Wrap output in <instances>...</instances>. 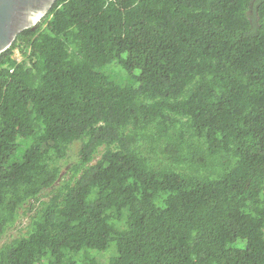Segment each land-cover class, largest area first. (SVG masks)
Masks as SVG:
<instances>
[{"label": "trees", "instance_id": "16d2710c", "mask_svg": "<svg viewBox=\"0 0 264 264\" xmlns=\"http://www.w3.org/2000/svg\"><path fill=\"white\" fill-rule=\"evenodd\" d=\"M0 264H264V0H58L19 33Z\"/></svg>", "mask_w": 264, "mask_h": 264}, {"label": "water", "instance_id": "95a60500", "mask_svg": "<svg viewBox=\"0 0 264 264\" xmlns=\"http://www.w3.org/2000/svg\"><path fill=\"white\" fill-rule=\"evenodd\" d=\"M58 0H0V55L23 30L35 27Z\"/></svg>", "mask_w": 264, "mask_h": 264}, {"label": "rangeland", "instance_id": "374dc122", "mask_svg": "<svg viewBox=\"0 0 264 264\" xmlns=\"http://www.w3.org/2000/svg\"><path fill=\"white\" fill-rule=\"evenodd\" d=\"M27 214H33V210L30 209V210H27V211L25 212L24 221H26V222L29 221V215H27ZM12 234H15V233L12 232ZM18 234H20V233H18ZM4 241H6V239L3 240V242H4ZM109 259H111V258H110V255H109V256H108V255H103V257H102V261H103V262L109 261Z\"/></svg>", "mask_w": 264, "mask_h": 264}, {"label": "clouds", "instance_id": "9594fccd", "mask_svg": "<svg viewBox=\"0 0 264 264\" xmlns=\"http://www.w3.org/2000/svg\"><path fill=\"white\" fill-rule=\"evenodd\" d=\"M15 59L19 62L22 59V54L20 53L19 49L16 51ZM34 201V200H33Z\"/></svg>", "mask_w": 264, "mask_h": 264}, {"label": "bare ground", "instance_id": "6f19581e", "mask_svg": "<svg viewBox=\"0 0 264 264\" xmlns=\"http://www.w3.org/2000/svg\"><path fill=\"white\" fill-rule=\"evenodd\" d=\"M29 29V28H28Z\"/></svg>", "mask_w": 264, "mask_h": 264}]
</instances>
